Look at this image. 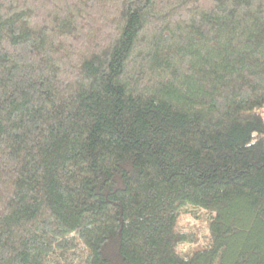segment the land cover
Segmentation results:
<instances>
[{"label":"trees","instance_id":"obj_1","mask_svg":"<svg viewBox=\"0 0 264 264\" xmlns=\"http://www.w3.org/2000/svg\"><path fill=\"white\" fill-rule=\"evenodd\" d=\"M0 264H264V0H0Z\"/></svg>","mask_w":264,"mask_h":264}]
</instances>
